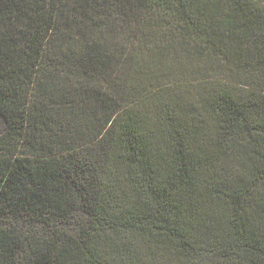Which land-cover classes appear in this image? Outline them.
<instances>
[{
	"label": "trees",
	"instance_id": "1",
	"mask_svg": "<svg viewBox=\"0 0 264 264\" xmlns=\"http://www.w3.org/2000/svg\"><path fill=\"white\" fill-rule=\"evenodd\" d=\"M21 205L75 228L0 226V264H264V0H0Z\"/></svg>",
	"mask_w": 264,
	"mask_h": 264
},
{
	"label": "rangeland",
	"instance_id": "2",
	"mask_svg": "<svg viewBox=\"0 0 264 264\" xmlns=\"http://www.w3.org/2000/svg\"><path fill=\"white\" fill-rule=\"evenodd\" d=\"M11 201H18L16 194L11 197ZM15 212L10 213L6 218H0V226L20 228L23 232H34L36 236L45 237V232L63 231L72 233L75 226L74 220L69 222L46 221L45 218L36 216V210L30 207L19 206L14 208ZM31 235V234H30Z\"/></svg>",
	"mask_w": 264,
	"mask_h": 264
}]
</instances>
